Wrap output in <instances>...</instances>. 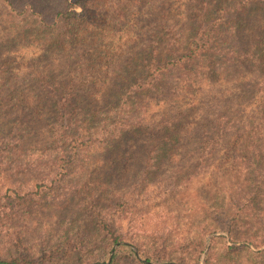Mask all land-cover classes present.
Returning a JSON list of instances; mask_svg holds the SVG:
<instances>
[{
    "label": "rangeland",
    "instance_id": "obj_1",
    "mask_svg": "<svg viewBox=\"0 0 264 264\" xmlns=\"http://www.w3.org/2000/svg\"><path fill=\"white\" fill-rule=\"evenodd\" d=\"M7 11L0 0V258L21 256L37 264H109L114 251L108 258L104 256L108 245L94 230L95 217L101 211L123 225L131 245H139L143 252L160 240L186 264H252L258 259L252 252L262 251L264 245L255 247L245 237L256 223L264 226V221L255 218L264 219V201L259 211L240 202L236 216L243 224L231 231L228 226L215 228L231 207L230 191L248 184L250 174L243 157L251 150L228 149V144L206 149L205 154L213 158L196 167L195 177L185 182L175 179L179 163L174 161L165 162L155 175L141 172L147 155V143L141 136L125 137L103 153L96 148L90 151L99 142L95 141V145L79 149L71 160L59 159L60 148L47 138L51 124L59 132L67 129L68 112L53 106L57 97L73 85L81 90L85 85L80 84L100 66L110 78L103 94L112 99L110 95L126 89L122 76L116 75L130 58L138 64L134 59L143 49L167 47L163 42L168 43L169 34L183 30L194 13H206V0H109V29L103 36L110 40L114 33L118 41L107 44L103 51L106 55L121 53L115 65L95 58L99 42L91 47L67 42L68 53L75 50L71 58L54 43L67 34L32 31L28 20L17 23L7 17ZM80 54L79 69L73 57ZM91 92V88L84 89L80 115L96 110L99 115L104 113L100 104L87 101ZM161 105L155 101L149 107L155 110ZM28 127L37 142L19 140L13 145L12 136L22 135L20 131ZM92 128L88 123L86 129L93 132ZM131 193H135V201L122 216L128 206L122 195ZM243 243L249 249H236ZM119 253L113 264H144L139 261L140 253L138 260L122 249Z\"/></svg>",
    "mask_w": 264,
    "mask_h": 264
},
{
    "label": "trees",
    "instance_id": "obj_2",
    "mask_svg": "<svg viewBox=\"0 0 264 264\" xmlns=\"http://www.w3.org/2000/svg\"><path fill=\"white\" fill-rule=\"evenodd\" d=\"M2 1L8 6L7 17H12L17 23H27L28 20L32 31L48 29L67 34V37L61 35L54 41L65 53H68L69 41L81 47H91L99 42L94 48V56L99 63L105 61L115 65L121 55H106L103 51L107 44L118 41L114 33L110 40L103 36L109 29L106 21L110 16L109 0ZM210 2L214 4L213 8H210ZM163 43L167 47L152 51L143 49L134 59L138 64L130 58L122 72L116 75V78L122 76L126 89L110 95L112 99L103 94L110 78L100 66L86 83L80 84L85 85L81 90L76 91L74 85L64 90L53 106L55 109L60 106L68 112L64 124L67 129L59 132L51 124L47 138L60 148L59 159L71 160L79 149L95 145V141L99 142L90 151L96 148L103 153L125 137L141 136L147 143V149L144 145L147 155L143 164L146 168L141 172L155 175L156 170L167 164L165 162L174 161L179 163L174 172L175 179L185 182L195 177L193 170L196 167L213 158L205 154L206 149H219L228 144V149L251 150L243 157L250 174L248 184L241 188L233 186L237 192L230 191L231 207L222 213H225L224 219L215 227L228 226L231 231L232 227L243 224V219L236 216L240 202L249 203L252 210L263 209L264 152L260 150H264V0H206V13L201 16L194 13L183 30L169 34L168 43L166 40ZM74 53L75 50L72 55L68 54L72 58ZM80 57L81 54L73 57L79 69L82 67ZM89 88L93 92L86 100L100 104L104 110L102 116L97 110L79 114L85 98L84 89ZM96 92L100 95L93 97ZM155 101L162 105L151 110L149 106ZM88 123L93 124V132L86 129ZM30 131L28 127L26 131H20L22 135L12 136L13 145L19 140L23 143L27 139L37 142ZM252 173L256 174L255 179ZM122 197L126 198L128 205L121 212L123 216L136 195L131 193ZM234 210L237 212H231ZM255 218L258 222L264 221L257 216ZM256 224L245 239L260 247L264 245V226ZM94 230L108 245L104 256L108 258L114 251L109 264L115 262L121 249L135 259L140 253L137 260L144 264L165 261L186 264L183 259L175 257L169 250L170 245L164 241H155V245H150L146 252L141 251L139 245H131V236L123 231V225L101 211L95 217ZM258 232L262 235L256 237ZM132 246L140 252H135ZM236 249H249V246L243 243ZM252 253L260 259L252 260V264H264V249ZM0 264L37 263L34 259L16 256L0 258Z\"/></svg>",
    "mask_w": 264,
    "mask_h": 264
}]
</instances>
